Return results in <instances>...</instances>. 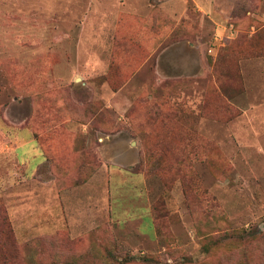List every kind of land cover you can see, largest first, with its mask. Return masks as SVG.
<instances>
[{
  "label": "rangeland",
  "instance_id": "rangeland-1",
  "mask_svg": "<svg viewBox=\"0 0 264 264\" xmlns=\"http://www.w3.org/2000/svg\"><path fill=\"white\" fill-rule=\"evenodd\" d=\"M0 105L63 173L57 210L3 182L0 264L264 249V0H0Z\"/></svg>",
  "mask_w": 264,
  "mask_h": 264
},
{
  "label": "crops",
  "instance_id": "crops-1",
  "mask_svg": "<svg viewBox=\"0 0 264 264\" xmlns=\"http://www.w3.org/2000/svg\"><path fill=\"white\" fill-rule=\"evenodd\" d=\"M14 103H21V99H15ZM10 107L0 105V189L3 182L15 187L20 198L19 213L30 208L29 194L35 196L32 199H36V208L57 210L61 201L58 177L62 173H58L53 159L59 154L58 143L46 142L26 125L25 119L11 126Z\"/></svg>",
  "mask_w": 264,
  "mask_h": 264
},
{
  "label": "trees",
  "instance_id": "trees-1",
  "mask_svg": "<svg viewBox=\"0 0 264 264\" xmlns=\"http://www.w3.org/2000/svg\"><path fill=\"white\" fill-rule=\"evenodd\" d=\"M53 162L58 168V173H61L60 172V160L57 158V156L53 159ZM81 167H82V165L80 164L79 168H81ZM81 170H83V169L81 168ZM65 172L68 173V170H66ZM60 175L61 174H59V177H60ZM80 182H81V180H80ZM252 253H256V254L253 255ZM246 259H247V256L244 257L245 261H246ZM248 260L250 262L249 264H264V249L263 250L262 249L249 250Z\"/></svg>",
  "mask_w": 264,
  "mask_h": 264
}]
</instances>
